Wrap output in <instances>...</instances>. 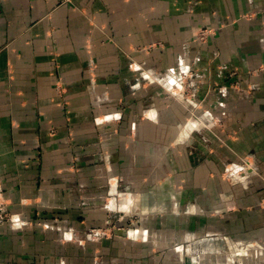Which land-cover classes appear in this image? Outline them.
<instances>
[{
  "label": "crops",
  "instance_id": "0c3cea01",
  "mask_svg": "<svg viewBox=\"0 0 264 264\" xmlns=\"http://www.w3.org/2000/svg\"><path fill=\"white\" fill-rule=\"evenodd\" d=\"M0 195L2 255L264 264V0H0Z\"/></svg>",
  "mask_w": 264,
  "mask_h": 264
},
{
  "label": "rangeland",
  "instance_id": "374dc122",
  "mask_svg": "<svg viewBox=\"0 0 264 264\" xmlns=\"http://www.w3.org/2000/svg\"><path fill=\"white\" fill-rule=\"evenodd\" d=\"M247 159L248 158L239 159V161L235 162L234 164L231 165V167H229V170L231 169V171H233V174H238V175L241 174V172H244V170L247 169ZM237 169H241V170L237 171ZM3 203H4V201L2 199V196L0 195V224L3 221H6V219L8 217L7 216L8 212L4 209ZM14 223H15L14 226H16L17 223L16 222H14ZM126 228H129V227H117V224L115 222H112V223L109 222V223H106V225L103 227L92 228V229L88 230L87 233L92 235L94 238L99 239L101 237L106 236L107 234L111 235L113 233V230H115L116 234L120 233L121 236L125 237L126 236ZM77 244L79 245V246L77 245L79 247V249H78V247L77 248L74 247L73 250H71V248L68 246V244H64L65 247L68 248V250L67 249L61 250L64 252L59 251V254L52 257L48 253V249H51V246H49L48 243L47 244L44 243L43 246L49 255H47V253H45L46 254L45 257L33 259V258H31L32 256H29V255H31V251H30L29 253H24V255H25L24 258L19 259L18 258V250H22V251L26 250L28 252V250L35 249L36 247L31 243L26 244V247L25 246L23 247V245L21 247H18L17 243H10V244H8L10 246L7 247V250L3 252L4 255H2V251L0 250V264H82L81 259L78 260L77 258H74L71 256L75 252L81 253L80 250H85V247H84L85 244L83 245L82 243H79V242ZM1 245L2 244L0 243V248H1ZM198 248H199L198 245L192 244V242H187L184 245L185 254L188 256V258H186V259H188L189 261H193L195 263H198L199 262ZM67 252L69 253V255L67 254ZM213 255H214V258H210V257L204 258L203 257L202 258L203 264H227V257L225 256V254L220 255V256L217 255V258L215 257V253H212V256ZM79 256H81V255H79ZM253 260H254V264H255V262H257L256 258H254ZM93 261H94V264H101L102 263V261L99 260L98 258H95V260H93ZM236 261H237V264H241L240 259H235L233 263L235 264ZM245 261H247V260H245Z\"/></svg>",
  "mask_w": 264,
  "mask_h": 264
},
{
  "label": "built area",
  "instance_id": "2783aa9c",
  "mask_svg": "<svg viewBox=\"0 0 264 264\" xmlns=\"http://www.w3.org/2000/svg\"><path fill=\"white\" fill-rule=\"evenodd\" d=\"M199 37H200L201 39H203V38H204V34H201Z\"/></svg>",
  "mask_w": 264,
  "mask_h": 264
},
{
  "label": "clouds",
  "instance_id": "9594fccd",
  "mask_svg": "<svg viewBox=\"0 0 264 264\" xmlns=\"http://www.w3.org/2000/svg\"><path fill=\"white\" fill-rule=\"evenodd\" d=\"M241 169H237V171H240ZM17 227L19 226V225H16Z\"/></svg>",
  "mask_w": 264,
  "mask_h": 264
},
{
  "label": "snow or ice",
  "instance_id": "6c2138e0",
  "mask_svg": "<svg viewBox=\"0 0 264 264\" xmlns=\"http://www.w3.org/2000/svg\"><path fill=\"white\" fill-rule=\"evenodd\" d=\"M69 239H71V237H68Z\"/></svg>",
  "mask_w": 264,
  "mask_h": 264
}]
</instances>
